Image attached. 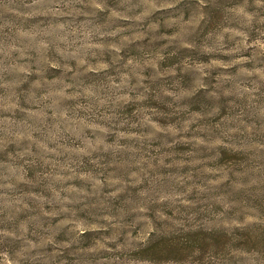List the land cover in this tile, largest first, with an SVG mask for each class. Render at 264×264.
I'll return each mask as SVG.
<instances>
[{
    "label": "rangeland",
    "instance_id": "obj_1",
    "mask_svg": "<svg viewBox=\"0 0 264 264\" xmlns=\"http://www.w3.org/2000/svg\"><path fill=\"white\" fill-rule=\"evenodd\" d=\"M0 264H264V0H0Z\"/></svg>",
    "mask_w": 264,
    "mask_h": 264
},
{
    "label": "trees",
    "instance_id": "obj_2",
    "mask_svg": "<svg viewBox=\"0 0 264 264\" xmlns=\"http://www.w3.org/2000/svg\"><path fill=\"white\" fill-rule=\"evenodd\" d=\"M207 233V232H205ZM207 235V234H206ZM206 236L203 238L201 237L200 231H196V232H188L187 236H185L184 238H182L180 240V245L181 247H189L190 250H199L200 249V242L201 240L205 239Z\"/></svg>",
    "mask_w": 264,
    "mask_h": 264
}]
</instances>
